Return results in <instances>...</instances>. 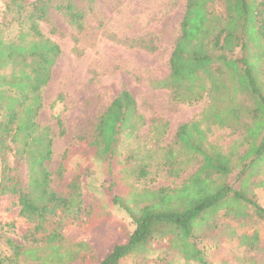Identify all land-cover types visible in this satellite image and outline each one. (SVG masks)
I'll use <instances>...</instances> for the list:
<instances>
[{"label":"trees","instance_id":"1","mask_svg":"<svg viewBox=\"0 0 264 264\" xmlns=\"http://www.w3.org/2000/svg\"><path fill=\"white\" fill-rule=\"evenodd\" d=\"M50 9L76 34L84 31V16L74 0H5L2 11L0 240L9 254L0 257V264H120L155 244L176 252L183 264H264V206L255 193L264 187L259 179L264 166V0H185L168 75L150 85L166 90L175 103L194 105L206 98L207 105L164 147L159 145L167 124L152 120L160 128L155 150L139 159L133 155L131 173L140 181L151 170L153 175L162 171L179 184L142 190L127 203L115 196L113 203L129 215L134 230L101 258L87 240L71 235L88 233L96 224L92 212L83 209L81 175L75 172L57 193L46 166L53 140L37 118L61 54L40 29ZM137 46L155 50L142 42ZM143 123L135 100L122 90L84 144L94 156L114 159L122 133L131 136ZM214 130L238 135L229 151L209 140ZM67 159L68 150L57 169L59 178L68 172Z\"/></svg>","mask_w":264,"mask_h":264},{"label":"rangeland","instance_id":"2","mask_svg":"<svg viewBox=\"0 0 264 264\" xmlns=\"http://www.w3.org/2000/svg\"><path fill=\"white\" fill-rule=\"evenodd\" d=\"M4 1L0 0V22ZM74 5L84 16L81 34H76L53 9L49 11L48 21L40 24L44 35L60 46L61 54L43 90L37 121L42 127H48L52 135L53 155L46 163L52 175V190L62 193L72 175L79 173L83 209L94 215L96 224L88 233L72 232L71 235L87 240L101 258L112 245L124 241L128 231L134 230L129 215L113 203L115 196L127 203L142 190L156 191L179 184L167 179L162 171L153 175L151 170L153 173L140 181L131 173L136 166L133 155L139 159L155 150L153 141L160 137L157 135L160 128L152 120L167 124L159 146L170 145L180 125L200 117L207 99L194 105L178 104L166 90L153 89L150 85L168 75V60L179 33L185 0H74ZM216 7L219 12L223 11L220 4ZM141 42L154 46L155 50L138 47ZM122 90L135 100L137 113L144 119L143 126L131 136L125 135L126 130L122 133L116 158H98L84 142L92 140L98 118ZM237 139L238 135L230 130H214L209 140L227 152ZM66 150L68 172L59 178L57 169ZM19 173L25 188L27 175L23 163ZM261 174L259 179L264 180V166ZM255 193L259 204L264 206V187ZM16 211L17 208L13 209ZM8 254L1 239L0 257ZM164 261L184 263L176 252L155 244L131 254L120 264Z\"/></svg>","mask_w":264,"mask_h":264}]
</instances>
